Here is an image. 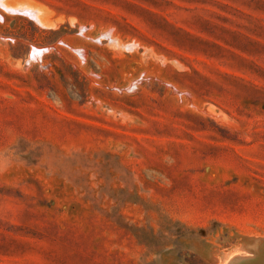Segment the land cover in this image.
I'll return each mask as SVG.
<instances>
[{"label":"rangeland","instance_id":"obj_1","mask_svg":"<svg viewBox=\"0 0 264 264\" xmlns=\"http://www.w3.org/2000/svg\"><path fill=\"white\" fill-rule=\"evenodd\" d=\"M0 264H264V0H0Z\"/></svg>","mask_w":264,"mask_h":264},{"label":"bare ground","instance_id":"obj_2","mask_svg":"<svg viewBox=\"0 0 264 264\" xmlns=\"http://www.w3.org/2000/svg\"><path fill=\"white\" fill-rule=\"evenodd\" d=\"M8 2V1H7ZM3 5H5V4H3ZM10 7V6H9ZM37 15V14H36ZM41 15V14H40ZM4 18V17H3ZM34 22V21H33ZM40 23V22H39ZM83 29V28H82ZM1 40H2V38H1ZM4 40V39H3ZM116 41V40H115ZM6 43V42H5ZM41 56V51H39V50H36V49H34L33 51H32V54H31V60H33V59H37L36 57H40ZM39 60V59H38ZM42 62V61H41ZM38 63V62H37ZM32 66V65H31ZM132 87V86H131ZM130 87V88H131ZM134 89V88H133ZM185 93V92H184ZM197 108V107H196ZM216 260V259H215ZM214 260V261H215ZM220 260L221 259H219V258H217V263L218 262H220Z\"/></svg>","mask_w":264,"mask_h":264}]
</instances>
